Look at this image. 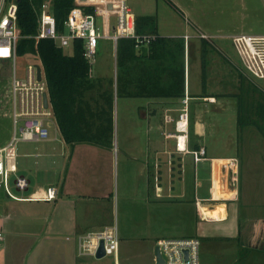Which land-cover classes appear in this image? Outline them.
<instances>
[{"label": "crops", "instance_id": "1", "mask_svg": "<svg viewBox=\"0 0 264 264\" xmlns=\"http://www.w3.org/2000/svg\"><path fill=\"white\" fill-rule=\"evenodd\" d=\"M109 22L110 28L106 29L112 32L115 26L113 14L109 16ZM117 41L114 40L113 58L118 66ZM200 41L190 39L188 45L185 41V93L188 92L191 97V118L197 122L195 136L204 146L202 138L207 128L196 114L198 101L204 99L211 105L225 94L210 89V82H207V78L203 79L202 73L201 77L197 76L199 81L196 87V78L194 80L191 75L192 65L187 70L189 44L196 50ZM210 53L207 47L205 55ZM144 60L135 61L139 63L135 70H109L100 60L95 61L98 62L97 69H92L90 73L93 84L84 92V98L78 101L77 115L79 113L81 122L73 136L81 139L67 141L54 115L50 136L46 140L26 142L39 148L38 152H32V149L23 152L24 158H35L31 163L33 166L24 165V160L19 162L18 156L17 174L28 178V187L20 190L12 186L16 189L13 192L20 198H13L0 189V214L4 230L0 264H89L86 256L78 251L77 236L112 224L118 176L121 171H129L124 162L122 170L120 168L121 149L118 141L119 122L122 121L123 129L128 128V115L131 104L134 105L129 98L143 99L136 104L137 117L146 122L147 136L142 141L141 132L126 130L125 137L130 132L132 140L124 144L122 151L131 158L132 163L140 159L136 154L143 151L144 159H140L136 171L140 179L146 182L144 199L159 204L166 201L180 203L178 208L184 211V220L191 226L194 224V229L188 232L190 234L180 236H201V250L207 241H236L238 245L260 253L264 264L262 130L251 129L249 133L246 129L243 132L236 130L237 139L230 141L236 144L233 153H206L198 161H195L192 152L177 153L173 138H166L164 131L170 126L174 128V122H167L166 116L177 117L176 112L185 93L181 97L147 95L149 91L145 86L149 71L141 70L145 65ZM204 90L205 93H202ZM248 136L255 140L248 139ZM242 139L243 143L240 142ZM191 141L189 147L192 149L195 144ZM32 179H35L33 186ZM49 187L56 190L54 198H48ZM30 189L27 195L17 193ZM216 206L223 208L224 213L219 212L214 216L203 210ZM199 219L219 223L225 221V232L198 233Z\"/></svg>", "mask_w": 264, "mask_h": 264}, {"label": "rangeland", "instance_id": "2", "mask_svg": "<svg viewBox=\"0 0 264 264\" xmlns=\"http://www.w3.org/2000/svg\"><path fill=\"white\" fill-rule=\"evenodd\" d=\"M127 3L135 13H148L156 16L159 32L164 35L175 38L180 35L187 42V45L190 39L193 42H199L201 39L204 42L203 39H206L208 50L211 52L209 55L204 54L207 64L203 67L206 66L207 68L203 71L204 69L201 66L203 60L195 58L196 50H193V45L190 43L187 70L189 65H192L191 75L194 80L196 78L194 81L196 87L199 81L197 76L201 77L202 73L203 79L207 78V82H210V89L225 94L211 105L206 103L204 99L198 101L196 114L198 117L200 116V120L205 122V128H207L205 136L202 138L207 154L233 153L236 144H232L230 141L237 139V136H235L236 130L243 132V129H246L249 133L251 129L253 131L259 129L262 130L261 132L264 135V78L256 77L251 71V68L258 70V65L254 61L252 48L250 47L252 45L257 47L255 45L257 41L250 40L248 42L241 38H226V35L232 32L234 28L242 32L264 31V0H127ZM246 41L251 44L248 45L249 47L247 45L245 47L244 42ZM259 42H262L264 48V40ZM63 51L66 54H71L73 52L72 46H65ZM114 55V39L109 37L99 38L97 53L92 60L93 70L97 69L98 62L95 63V61L98 60L109 70H120L115 64ZM34 59L30 55H18L15 67L16 75L23 77L27 64L32 63ZM237 67H243L245 70H237ZM1 74L4 79L0 82V145L8 141L13 131L8 91L13 69L3 67ZM242 78L244 84L241 83ZM202 93H205V90ZM240 93L244 95V110H242V113L235 109L238 100L234 94ZM129 100L130 102L134 101V105L131 104L130 115H128V128L123 129L120 120L118 137L121 149L119 152L120 168L122 170L125 165L129 168V171L126 170L123 173L121 171L118 182L116 180V194H114L116 203L111 221L118 227L120 238L119 264H155L154 247L156 240L163 236L172 237L190 234L188 232L194 229L192 228L194 224L191 226L188 221L184 220V211L178 208L180 203L177 201H166L159 204L144 199L146 196V182L145 179H140L136 171L139 162L141 163L144 159L143 151L136 154L141 161L135 159L133 163L130 160L131 158L123 154L122 151L124 144L132 140L130 139V132L125 137L126 130L141 132L142 137L140 139L142 141H145L147 136L146 122L137 117L136 104L143 101V99L129 98ZM189 111V142L192 139L193 145L201 144L200 146H202L201 140L199 141L194 133L197 122L191 118V104ZM176 113L178 115L179 109ZM236 120H238L237 123ZM169 129H173V126H170ZM192 135L194 136L192 137ZM248 139L255 140L251 136H248ZM26 142L28 141H19L17 144V164L19 156V162L24 160V165L29 166L35 158H24L23 152L26 149L38 152L39 148L38 145H33V147L31 143L28 145ZM240 142L243 143V139ZM143 147H146L145 150L147 149L145 144ZM161 156L164 157V155ZM41 178L42 176L39 177V179ZM34 182L35 179H32V186ZM12 186L11 190L15 192L16 189ZM30 191L31 189L17 193L27 195ZM197 226V232L201 234L211 231L221 234L225 232V221L219 223L199 219ZM221 240L205 242L201 250L202 263L240 264L237 260V242L229 241L225 243V239ZM255 253L257 254L256 259L245 264H262L261 254ZM82 256H86V261L89 264H113L115 261L113 254L100 258L92 255Z\"/></svg>", "mask_w": 264, "mask_h": 264}, {"label": "built area", "instance_id": "3", "mask_svg": "<svg viewBox=\"0 0 264 264\" xmlns=\"http://www.w3.org/2000/svg\"><path fill=\"white\" fill-rule=\"evenodd\" d=\"M76 4L67 15L65 31L60 32L56 18L51 11V1L44 0L40 5L38 26L35 38H51L59 46L71 45L74 38L84 40V55L92 62L101 37H110L115 41L120 37L135 38L136 46L149 44L154 34H139L136 31V15L127 0H75ZM19 0H0V82L3 67H11L13 76L9 86L10 117L13 131L7 142L0 145V189L13 198H20L12 190L11 185L20 190L28 187L26 176L17 174V144L19 141L46 140L50 136L52 117L55 115L44 66L37 52H27L34 61L26 66L25 75H16V58L18 42L22 37L18 23ZM84 5H94V12H86ZM115 16V26L112 32L109 16ZM255 38L247 37L248 42ZM250 44V43H249ZM251 45V44H250ZM258 70L251 68L253 75L264 78V48L250 46ZM23 55V54H22ZM41 75L38 77V68ZM47 95V104L45 96ZM190 96L188 92L181 98V106L176 118L166 116L167 122H174L173 130H165L166 138H173L174 149L179 154L192 152L195 161L206 156V148H190ZM171 162V160H170ZM56 190L48 188V198H54ZM4 239V230L0 214V248ZM103 241L105 255L113 254L114 263L119 264L120 238L116 224H108L101 229L89 230L77 236L78 251L82 255L97 257V252ZM158 245L163 262L160 264H202L201 238L199 236L162 237ZM155 264H157L155 262Z\"/></svg>", "mask_w": 264, "mask_h": 264}, {"label": "trees", "instance_id": "4", "mask_svg": "<svg viewBox=\"0 0 264 264\" xmlns=\"http://www.w3.org/2000/svg\"><path fill=\"white\" fill-rule=\"evenodd\" d=\"M44 0H19L18 23L22 37L18 42V53L37 52L44 66L45 76L49 88L54 114L67 141L74 139V130L78 127V101L84 98V92L93 82L90 78L93 63L84 55V40L74 38L71 42L73 52L66 54L51 38H35L38 26L40 5ZM51 11L56 18L60 32L66 27L64 21L75 0H50ZM173 3V2H172ZM86 12H94V5H84ZM136 31L139 34H154L149 44L136 46L135 38L120 37L117 41V64L120 70H135L141 58L145 65L141 70H148L146 88L149 96L159 95L166 97H181L185 93V40L183 37L163 35L158 29L157 17L153 14H136ZM204 52L207 50V41L203 39ZM137 61V62H135ZM206 65V56L203 58ZM205 71V70H203ZM241 75H243L241 73ZM245 78V76H244ZM243 78H242V82ZM237 96L239 113L244 110L243 94ZM241 122V121H240ZM242 124V122H241ZM195 144L194 148H199ZM206 241L205 237H202ZM237 260L240 264L253 262L257 254L254 250L242 247L237 243Z\"/></svg>", "mask_w": 264, "mask_h": 264}, {"label": "flooded vegetation", "instance_id": "5", "mask_svg": "<svg viewBox=\"0 0 264 264\" xmlns=\"http://www.w3.org/2000/svg\"><path fill=\"white\" fill-rule=\"evenodd\" d=\"M247 37H251V38H255V41H257V43L255 44L257 47L261 48L263 47V44L262 42H259L260 40H264V31H259V32H242V31H237L235 28L232 30V32L228 33L226 35V38H229V39H233V38H241V39H245ZM260 39V40H259ZM203 44L202 40L200 42V45H199V48L196 49V53H195V58L197 57V59L199 60H203L204 56H203V50L201 48V45ZM244 45L245 47H247L249 44L248 42H244ZM247 45V46H246ZM250 46V45H249ZM248 46V47H249ZM203 47V45H202ZM226 56V55H225ZM228 57V56H227ZM201 64V63H200ZM202 69H206L207 67L204 66L203 67V63H202ZM237 70H245V68L243 67H237ZM203 77V76H202Z\"/></svg>", "mask_w": 264, "mask_h": 264}, {"label": "water", "instance_id": "6", "mask_svg": "<svg viewBox=\"0 0 264 264\" xmlns=\"http://www.w3.org/2000/svg\"><path fill=\"white\" fill-rule=\"evenodd\" d=\"M41 75V68H38V77ZM45 104H47V95L45 96ZM154 254H155V262L157 264H160L163 262V258L161 257L160 250L158 245H155L154 247ZM105 255L104 247H103V241H101L100 247L97 252V258L103 257Z\"/></svg>", "mask_w": 264, "mask_h": 264}, {"label": "bare ground", "instance_id": "7", "mask_svg": "<svg viewBox=\"0 0 264 264\" xmlns=\"http://www.w3.org/2000/svg\"><path fill=\"white\" fill-rule=\"evenodd\" d=\"M249 41H250V39H249ZM253 46V45H252ZM219 176V175H218ZM217 176V177H218ZM220 193V192H219ZM220 195V194H219ZM203 210H204V212H208V213H210V214H212V215H214V216H216L217 214H219V212H221V213H224V209L223 208H221L220 206H216V207H214V208H203ZM210 216V215H209Z\"/></svg>", "mask_w": 264, "mask_h": 264}]
</instances>
